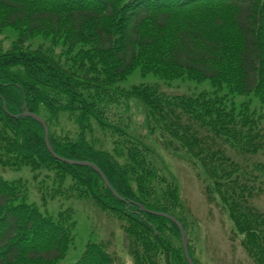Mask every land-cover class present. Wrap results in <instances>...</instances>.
<instances>
[{
    "label": "trees",
    "instance_id": "trees-1",
    "mask_svg": "<svg viewBox=\"0 0 264 264\" xmlns=\"http://www.w3.org/2000/svg\"><path fill=\"white\" fill-rule=\"evenodd\" d=\"M5 28L19 38L6 52L0 46L2 170L28 168L35 181L52 174L45 177L53 192L39 188L42 202L85 200L115 216L134 264H188L178 227L141 210L171 215L186 231L195 224L187 222L178 179L147 142L155 137L203 171L209 202L228 214L248 259L264 264V211L256 204L264 163L244 159L264 153V116L231 99L264 104V0H0ZM41 35L67 48L66 59L51 47H26ZM137 67L167 82L209 80L214 90L168 96L157 86L115 87ZM25 105L45 121L59 157L95 164L125 202L93 168L56 159L44 127L22 116ZM133 106L142 108L145 135L132 129ZM65 116L77 130L58 135ZM29 200L24 179L0 175V264H56L75 240L71 209L48 215ZM189 253L199 264L190 245ZM75 264L116 259L104 244L88 243Z\"/></svg>",
    "mask_w": 264,
    "mask_h": 264
},
{
    "label": "rangeland",
    "instance_id": "rangeland-1",
    "mask_svg": "<svg viewBox=\"0 0 264 264\" xmlns=\"http://www.w3.org/2000/svg\"><path fill=\"white\" fill-rule=\"evenodd\" d=\"M0 46L3 52L12 49L14 43L18 41L19 32L14 28H5L0 32ZM50 39L43 35L31 39L26 47L30 50L47 49L51 47ZM57 59L65 60L64 54L67 48L51 47ZM89 78H94L90 76ZM91 80V79H89ZM89 82V81H88ZM149 85L157 86L168 96L191 95L197 96L201 93H212L213 85L209 80L195 81L185 78L176 79L170 82L159 79L153 74L142 75L141 67H137L134 72L116 83L115 87L129 90L134 86ZM227 93L224 89L222 95ZM231 98V97H230ZM237 104L248 102L252 110L264 116V104L255 96L249 98L237 97ZM137 105V104H136ZM130 115L132 117V129L145 135L143 127L144 114L141 107L133 106ZM63 131H57L58 135L65 136L67 133H75L77 127L68 116L64 117ZM264 128V119L262 122ZM103 138L102 134H98ZM154 140L157 142L155 143ZM147 142L156 149V152L164 160L167 168L175 174L178 179L182 201L185 205V216L188 224L193 221L194 226H190L187 231L188 243L193 250V256L199 264H253L248 259L246 253L241 247L242 237L235 234L234 227L229 216L220 205L210 203L206 194L205 175L200 168L189 159L186 154H175L166 151L157 141V138H148ZM236 160H247L249 164L264 163V153L256 157L239 158L236 153L232 154ZM167 173V172H163ZM47 172L40 173L37 181L34 180V174L28 168L20 171L2 170L0 175L9 181L24 179L30 189L29 202L35 204L39 210L48 215H57L61 211L71 209L74 212L76 220V231L74 232L75 240L67 250L66 256L56 264H75L78 262L86 245L88 243L104 244L107 250L116 259V264H134L125 247V234L121 229L119 220L108 212H104L98 207L85 200H64L57 198L54 200L47 199L46 203L42 202V195L39 188L42 187L46 194L53 192L52 179L45 176ZM52 178V174H49ZM46 180L45 182H43ZM49 196V195H48ZM261 210L264 211V195L256 202ZM170 234H173L171 229ZM188 245V246H189ZM178 248H183L182 239L177 242ZM184 251V249H183Z\"/></svg>",
    "mask_w": 264,
    "mask_h": 264
},
{
    "label": "water",
    "instance_id": "water-1",
    "mask_svg": "<svg viewBox=\"0 0 264 264\" xmlns=\"http://www.w3.org/2000/svg\"><path fill=\"white\" fill-rule=\"evenodd\" d=\"M25 108H26V105H25ZM25 108H24V110H25ZM5 110H6V108H5ZM22 116L33 118L34 120H36L37 122H39L44 127V129H45V142H46V146H47L49 152L56 159H58L59 161H61L63 163H67V164L73 165V166H81V167H91V168H93L100 175V177L102 178L103 182L111 190V192L113 193V195L117 199L125 202V199L122 198L112 188V186L110 185V183L107 180L106 176L103 174V172L95 164H93L91 162H81V161L67 160L65 158L59 157L55 153V151L53 150V148H52V146L50 144V141H49V131H48L47 125H46V123L44 122V120L40 116H38L37 114L30 113L28 111H24L23 114H22ZM13 117L18 118L19 116H13ZM141 210L144 211V212L147 211L144 207H141ZM147 212L153 213V214L158 215V216L165 217V218L169 219L170 221H172L178 227V229L180 231V234H181L182 245H183V249H184V254H185L186 260H187L188 264H194L193 260L190 257V254H189V250H188V238H187V234L185 232V229H184L183 225L176 218H174V217H172V216H170L168 214H165V213H155V212H151V211H147Z\"/></svg>",
    "mask_w": 264,
    "mask_h": 264
}]
</instances>
